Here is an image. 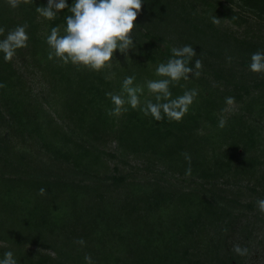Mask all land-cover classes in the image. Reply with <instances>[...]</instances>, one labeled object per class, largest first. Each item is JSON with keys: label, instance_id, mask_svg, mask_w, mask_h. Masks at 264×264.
Instances as JSON below:
<instances>
[{"label": "trees", "instance_id": "16d2710c", "mask_svg": "<svg viewBox=\"0 0 264 264\" xmlns=\"http://www.w3.org/2000/svg\"><path fill=\"white\" fill-rule=\"evenodd\" d=\"M193 1L145 0L134 22L137 52L94 72L48 59L44 37L54 25L63 29L67 9L48 21L35 11L47 0L15 9L0 0V26L6 33L27 23L25 51L48 83L38 94L15 56L0 59V254L13 250L18 264H86L85 254L95 264H246L232 247L250 251L264 222L255 203L264 197V74L247 67L250 54L264 49V26L240 12L264 20V0H195L200 9ZM226 19L246 25L245 34L228 29ZM183 44L194 47L203 68L199 78L181 81L199 92L181 121L158 122L131 108L108 114L106 91L118 92L133 72L138 82L157 78L155 65ZM5 130L30 138L39 154L15 148ZM129 155L145 160L146 176L116 164L110 170L112 159ZM81 237L84 245L76 243Z\"/></svg>", "mask_w": 264, "mask_h": 264}, {"label": "clouds", "instance_id": "9594fccd", "mask_svg": "<svg viewBox=\"0 0 264 264\" xmlns=\"http://www.w3.org/2000/svg\"><path fill=\"white\" fill-rule=\"evenodd\" d=\"M7 2L15 9L32 0ZM144 3L145 0H71V3L68 0H47L46 4L38 5L35 11L48 21L55 20L65 9L69 13L64 16L62 30L59 25H54L44 37L49 49L48 59L101 72L113 67L118 50L128 63L131 58L129 49L135 51L137 46L134 28L138 24L134 25V22ZM211 22L218 25L220 20L214 15ZM0 37V59L10 62L17 49L28 47V25L17 24L6 33L0 26ZM194 57H197V53L191 44L173 46L166 60L155 65L154 76L157 78L138 82L135 72L124 75L118 92H105L112 105L108 114L119 115L131 108L138 109L144 116L158 122L164 119L181 121L199 95L196 88H187L181 83L201 76L203 61ZM247 67L250 72L264 74V49H257L250 54ZM176 86L183 91L173 95L172 88ZM0 87H3L2 82ZM233 102L234 97H226V103ZM226 123V119L221 117L217 126L223 128ZM184 158L189 162L186 174H190L191 156L184 153ZM39 192L44 194L46 190L41 187ZM255 203L258 211L264 213V197L257 198ZM76 243L84 245L85 241L81 237ZM232 250L241 256L247 255L249 251L247 246L240 244H234ZM84 260L86 264H95L90 254H85ZM0 264H18L13 250L7 249L0 254Z\"/></svg>", "mask_w": 264, "mask_h": 264}, {"label": "rangeland", "instance_id": "374dc122", "mask_svg": "<svg viewBox=\"0 0 264 264\" xmlns=\"http://www.w3.org/2000/svg\"><path fill=\"white\" fill-rule=\"evenodd\" d=\"M195 1V0H194ZM192 2L195 3L194 5L196 7H198L199 9L201 8V4L198 2ZM191 3V4H192ZM187 9L188 11H191L190 8V4H188L187 2ZM235 10H238L237 7H233ZM240 13H242V15L247 17V20H249L252 24H254V21L257 24H263L261 25V27L264 26V20L255 17L253 14H251L248 10H242ZM224 24H226V26L228 27V29L232 30L234 33H236L238 36H242L243 34H245V31L247 30L246 25L243 26H236L233 25L231 23H229V21L226 19L224 20ZM264 30V27L262 28V30L258 31V33H260L261 31ZM252 32V30H249L248 32ZM262 34L264 32H261ZM173 38H176V35H170ZM171 37H164V40H169L168 38ZM133 52H137V49L135 51H133L132 49H129V55ZM118 56V58L122 59L123 54L121 55V53H119V51L117 50L115 53V56ZM117 59V58H115ZM15 63L16 65L20 68V70L23 72V74L25 75V79L27 81V83L32 87V89L40 94V92H45L46 90H48V83L45 81V79L41 76V72L39 70V67L36 65L35 61L32 60L31 57H29L25 51V48H20L19 52H16L15 55ZM238 68V66H237ZM236 104H232L230 106L231 108H235ZM227 109H229V105L227 106ZM262 125H264V122L261 123ZM6 133V136H8L10 138V140H12V142H14V147L15 148H23L24 150L26 149H35L33 151H35L34 153L39 154V149L37 147V145L32 144V140L28 137H25L24 139H21L20 137L18 138H14L12 135H9L8 130L4 131ZM107 150L110 152L115 151V142L111 141L108 142L107 144ZM126 162L120 161L118 159H112L109 163L110 166V170H113L114 165L116 164L120 169L121 172L124 174H128L129 176H136V177H141V176H146L148 173L146 172V162L145 160L141 157H135V156H131L129 155L127 157ZM171 180H174V178H171ZM100 182H102L103 180H99ZM246 181H243V183H245ZM185 182H183L184 184ZM232 190L236 191V188L234 186H232ZM105 194H107L105 192ZM83 195V202H85L87 199H89V197H86L84 194ZM116 195V194H115ZM250 195V196H249ZM245 196L244 199L246 201H248L250 199V197L252 196V194H247L243 195ZM247 211L248 213H251L249 210H244ZM253 236L254 238L252 239V241L250 242V251L247 254V259H246V264H264V222H261V228L258 230H256V232L253 231ZM34 249L35 247L32 246ZM31 247V248H32ZM32 248V249H33ZM50 254H53L52 251H49Z\"/></svg>", "mask_w": 264, "mask_h": 264}]
</instances>
